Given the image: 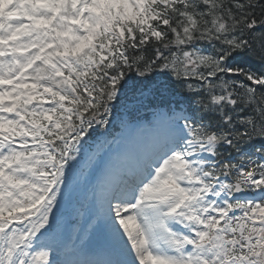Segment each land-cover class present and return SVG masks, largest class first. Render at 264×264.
I'll return each instance as SVG.
<instances>
[{
  "label": "snow or ice",
  "instance_id": "obj_1",
  "mask_svg": "<svg viewBox=\"0 0 264 264\" xmlns=\"http://www.w3.org/2000/svg\"><path fill=\"white\" fill-rule=\"evenodd\" d=\"M153 74L186 94L100 188L107 258L59 259L88 141ZM0 264H264V0H0Z\"/></svg>",
  "mask_w": 264,
  "mask_h": 264
},
{
  "label": "trees",
  "instance_id": "obj_2",
  "mask_svg": "<svg viewBox=\"0 0 264 264\" xmlns=\"http://www.w3.org/2000/svg\"><path fill=\"white\" fill-rule=\"evenodd\" d=\"M256 63V62H254ZM141 78L138 76H132L129 87L127 89L125 97L113 107L112 115L110 120H112L115 115L121 114V108L127 106L129 101L133 99H140L139 106L143 110L149 109H159L164 108L167 111V104H162V100H171L172 108H176V101H183L185 96V90L180 86L174 78H167L163 80L153 74V76L144 81L140 82ZM161 89H165L164 96L161 97L159 92ZM99 128V127H98ZM103 128H99L101 130Z\"/></svg>",
  "mask_w": 264,
  "mask_h": 264
},
{
  "label": "rangeland",
  "instance_id": "obj_3",
  "mask_svg": "<svg viewBox=\"0 0 264 264\" xmlns=\"http://www.w3.org/2000/svg\"><path fill=\"white\" fill-rule=\"evenodd\" d=\"M153 129L154 128L149 129L146 132V134H144L140 138V139L143 140V142L145 140V143L144 144H146L148 142L146 140H148V138H150V136L148 137V135H152V133L154 131ZM131 134H132L131 133V130L127 134L122 133V135H124L127 139H128V136L131 135ZM105 142H107V141L105 140ZM105 144L107 145V143H105ZM144 144L142 143L139 146L142 147ZM130 150H132V149L129 148V147L122 146L119 143L118 139H116V141L114 142V145L109 150H107L108 153H107V155H106V157L104 159V162H100L101 159H99L98 161H97V159H95L94 162L89 163L87 161L86 163H84L83 165H84V167L86 169L85 172L83 173L84 180L83 179H79V176L76 173V177L73 180V184L74 185L75 184H81L82 183V180H83V183H85L87 185H92V181H95L96 180V185L98 187H102L104 185V183L107 180L110 179V177H108V175L114 176L115 173L118 172L116 170V167L117 166H120V163H121L122 159L124 161V158H122V156L124 154H128V152ZM111 152H114V153H118L119 152L120 153V156L112 159V157H114V156L111 155ZM99 184H101L102 186H100ZM75 190H77V188L76 187H72L71 193L68 194V195H66L64 197L63 203H66V204L74 203L71 208H72V210L74 212H76L77 214H79L81 212V210L78 207V204L76 202L78 199L76 197ZM67 209H68L67 207H63V206L61 207L60 212L58 214V219H68V217H67ZM71 224L74 225V226H78L79 224H82V223L78 219H75V220H73L71 222ZM105 248H106V245H105Z\"/></svg>",
  "mask_w": 264,
  "mask_h": 264
}]
</instances>
